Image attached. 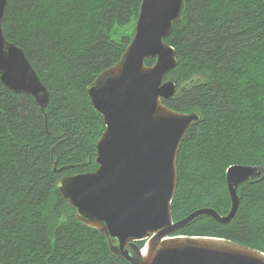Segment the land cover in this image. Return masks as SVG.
<instances>
[{
    "label": "trees",
    "instance_id": "trees-1",
    "mask_svg": "<svg viewBox=\"0 0 264 264\" xmlns=\"http://www.w3.org/2000/svg\"><path fill=\"white\" fill-rule=\"evenodd\" d=\"M7 1L5 37L24 49L50 101L43 110L0 79V264H131L77 219L57 184L98 168L105 123L87 89L122 58L142 0ZM165 41L178 61L165 80L180 93L162 101L202 115L178 154L173 219L203 208L228 214V169L264 166V0H186ZM238 194L229 221L200 214L173 236L220 237L264 252V170Z\"/></svg>",
    "mask_w": 264,
    "mask_h": 264
},
{
    "label": "water",
    "instance_id": "water-1",
    "mask_svg": "<svg viewBox=\"0 0 264 264\" xmlns=\"http://www.w3.org/2000/svg\"><path fill=\"white\" fill-rule=\"evenodd\" d=\"M7 0H0V79L9 89L33 96L45 110L50 93L23 48L2 28ZM186 0H142L135 35L120 61L101 72L87 92L103 116L93 172L64 177L58 187L77 219L102 232L111 251L131 264H264V252L213 236H173L200 214L227 222L236 212L239 186L264 166L228 169L232 208L222 215L198 209L175 222L172 202L178 186L177 159L198 112H180L162 100L180 92L166 75L177 52L165 41L181 19ZM155 58L153 65L146 60ZM183 91V88H180ZM145 241L142 248L138 242Z\"/></svg>",
    "mask_w": 264,
    "mask_h": 264
}]
</instances>
